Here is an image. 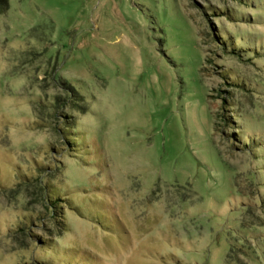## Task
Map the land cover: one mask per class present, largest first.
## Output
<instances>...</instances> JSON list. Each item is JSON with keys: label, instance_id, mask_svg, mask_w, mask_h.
I'll list each match as a JSON object with an SVG mask.
<instances>
[{"label": "rangeland", "instance_id": "obj_1", "mask_svg": "<svg viewBox=\"0 0 264 264\" xmlns=\"http://www.w3.org/2000/svg\"><path fill=\"white\" fill-rule=\"evenodd\" d=\"M2 3L0 264H264V0Z\"/></svg>", "mask_w": 264, "mask_h": 264}, {"label": "trees", "instance_id": "obj_2", "mask_svg": "<svg viewBox=\"0 0 264 264\" xmlns=\"http://www.w3.org/2000/svg\"><path fill=\"white\" fill-rule=\"evenodd\" d=\"M2 5L4 4L2 3V0H0V9H2ZM51 205H52V208H54L55 206H58L57 204H55V201L51 202Z\"/></svg>", "mask_w": 264, "mask_h": 264}]
</instances>
